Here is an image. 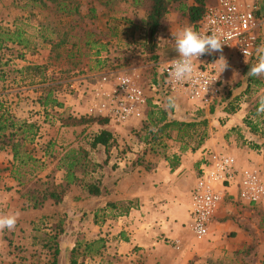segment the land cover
Returning <instances> with one entry per match:
<instances>
[{
    "label": "rangeland",
    "instance_id": "rangeland-1",
    "mask_svg": "<svg viewBox=\"0 0 264 264\" xmlns=\"http://www.w3.org/2000/svg\"><path fill=\"white\" fill-rule=\"evenodd\" d=\"M254 1L264 8V0ZM192 4L186 0L169 7L161 22L155 62L147 60L142 48L149 0H0V108L14 121L34 126L32 142L24 147L33 161L18 167L20 176L11 173L17 163L10 149H0V212L18 214L13 230L0 231V264H129L121 245L130 243L133 234H144L155 221L132 196L148 179L155 181L146 174L159 167L174 174L182 157L195 155L211 138L221 149L235 144L264 158V112H258L264 77H247L256 55L248 64L226 59L228 67L220 73L223 102L210 107L170 94L167 98L174 97L176 104L169 111L164 95L152 83L153 77L158 81L159 66L177 57L172 33L192 26L185 15L186 6ZM118 74L132 77L147 94L139 119L118 123L90 113L100 102L97 91L102 79ZM156 108L165 110L168 119L196 125L146 142L144 126ZM69 117L90 121L63 126ZM203 120L205 126L200 124ZM101 131L112 135L108 152H90V141ZM71 148L89 154L82 162L85 174L77 175L84 185L99 186L101 196L72 185L54 204L43 195L48 187L63 183L61 159ZM202 153L207 157L212 151ZM194 161L189 163L196 170ZM184 181L178 184L180 191L188 183ZM250 207L243 216L247 228L242 229L245 235L237 248L201 258L197 264L262 263L264 206ZM185 234L192 239L188 230ZM162 241L168 247L176 245ZM134 261L141 264V256Z\"/></svg>",
    "mask_w": 264,
    "mask_h": 264
},
{
    "label": "built area",
    "instance_id": "built-area-1",
    "mask_svg": "<svg viewBox=\"0 0 264 264\" xmlns=\"http://www.w3.org/2000/svg\"><path fill=\"white\" fill-rule=\"evenodd\" d=\"M192 27L202 34H219L226 43L222 52L198 57L193 78L184 82L169 75L173 59L161 64L155 88L163 95L178 94L189 102L210 107L221 101L225 90L220 65L215 62L221 55L234 58L238 64L253 61L256 46L264 42V8L254 0H208L201 19ZM125 80L127 85L122 84ZM100 83V102L90 109L91 114L118 123L141 118L148 97L132 77L118 74L104 77ZM207 157L208 166L201 169L191 190L188 211V228L198 241L208 238L215 212L229 189L236 190L235 199L240 204L264 206V164L239 168L230 156L211 153Z\"/></svg>",
    "mask_w": 264,
    "mask_h": 264
},
{
    "label": "crops",
    "instance_id": "crops-1",
    "mask_svg": "<svg viewBox=\"0 0 264 264\" xmlns=\"http://www.w3.org/2000/svg\"><path fill=\"white\" fill-rule=\"evenodd\" d=\"M255 134L257 132L253 135ZM203 150H210L216 155L230 156L235 159L239 168L264 164V158L252 152L250 148L234 144L230 148L221 149L211 138L195 155L186 154L182 157L181 165L176 168L174 174L161 167L152 171V175L146 174L147 178L152 177L155 181L148 179L144 185L136 188L132 196L139 198L148 217H153L155 221L151 223V227L150 225L146 227L144 234H133L130 243L121 245L120 252L124 253L123 259L125 258L126 263L132 264L136 256L137 258L141 256V264H189L194 261L197 264L196 262L202 259L219 256L223 250L231 251L241 243L242 236L245 235L242 229L247 228L245 227L247 221H242L243 216L250 213L251 207L240 204L235 199L234 188L228 190L215 212L207 241L197 242L195 239L194 241L189 231L187 221L190 208L189 193L195 186L201 169L208 166V157L203 155ZM191 159L196 160L194 161L196 170L189 163ZM183 180L188 183H184L185 190L180 191L178 184H183ZM187 230L192 239L186 236ZM165 239L176 245L168 247L163 244L162 240Z\"/></svg>",
    "mask_w": 264,
    "mask_h": 264
},
{
    "label": "trees",
    "instance_id": "trees-1",
    "mask_svg": "<svg viewBox=\"0 0 264 264\" xmlns=\"http://www.w3.org/2000/svg\"><path fill=\"white\" fill-rule=\"evenodd\" d=\"M183 1L186 0H149L150 5L145 19L146 35L144 44L142 45L143 52L145 53L148 61L157 62L159 60L158 34L161 22L168 13L169 7L172 3H181ZM192 1L193 4L191 6H186L185 15L188 22L193 25L201 19L208 0ZM59 4L63 8L66 7L65 2H60ZM156 81L157 80L153 77L152 83L154 85L157 84ZM222 102L223 99L220 101V103ZM163 103L165 104L166 108L171 111V108L167 107L168 98L166 95H164ZM156 109V112L152 111V114L149 115L148 125L144 126L146 135L143 140L146 142H148V140L156 141L163 133L167 131L179 132L182 128L190 130L196 125L194 123H181L168 119L165 110H161L160 108ZM157 112L159 116H157ZM224 112L231 114L233 111L224 109ZM209 114L211 116L214 114L213 108H210ZM88 121L90 120L69 117L66 120H63L62 124L65 127H74L85 124ZM105 123V121H99V125H104ZM200 124L205 126L207 121L203 120ZM9 129L12 130V133H10L7 137H4V132ZM33 130V125L14 121V119L10 117L7 112L2 111L0 108V141L2 138H7L6 142H0V149L4 148V146L10 149L14 163H17V166L12 168L11 173H14V175L16 174V176H20L19 173H17L18 167L20 165L24 166L33 161L32 157L27 153V150L25 151L24 149L27 144L32 142V138L34 136ZM112 141L113 138L110 132L101 131L90 141L89 150L93 153H100L102 151L104 154H106L111 146ZM88 156L89 154H84L81 148H71L67 153H65L61 159L64 165L62 168L60 167L64 172L63 183L48 187L47 192L43 195V198L51 200L54 204H59L62 201L66 190L72 185L81 186L83 190L90 196H101V190L99 186L94 184L84 185L83 179L77 175L78 172L85 174L83 172L82 162L87 160ZM32 206L36 208L38 205L33 203ZM74 263L75 262L73 261L70 264ZM261 264H264V256Z\"/></svg>",
    "mask_w": 264,
    "mask_h": 264
},
{
    "label": "clouds",
    "instance_id": "clouds-1",
    "mask_svg": "<svg viewBox=\"0 0 264 264\" xmlns=\"http://www.w3.org/2000/svg\"><path fill=\"white\" fill-rule=\"evenodd\" d=\"M172 35L175 41L177 57L171 62L169 75L177 82L191 80L196 72L198 57L218 51L222 52V47L226 44L222 42L219 34L215 32L212 34H202L190 25L181 28L175 34L172 33ZM255 55L256 63L251 65L247 77L259 79L264 77V42L256 46ZM215 63H219L220 73L228 67L223 55ZM213 81H210L208 85ZM127 83L126 80L122 82L125 85ZM175 104V98L169 97L167 107H175ZM258 112H264V97L260 98ZM17 219L18 214L0 212V231L5 229L13 230L17 224Z\"/></svg>",
    "mask_w": 264,
    "mask_h": 264
}]
</instances>
